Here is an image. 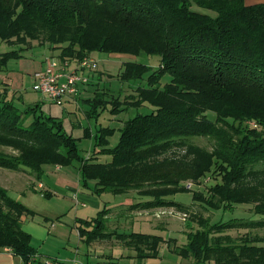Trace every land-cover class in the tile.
Listing matches in <instances>:
<instances>
[{
    "label": "trees",
    "instance_id": "trees-1",
    "mask_svg": "<svg viewBox=\"0 0 264 264\" xmlns=\"http://www.w3.org/2000/svg\"><path fill=\"white\" fill-rule=\"evenodd\" d=\"M39 39L62 47V61H81L92 52L156 55L159 64L153 72L138 63L126 66L128 76L146 78L147 86L136 101L147 102L152 109L126 120L113 148L107 146L114 129L98 130L94 147L111 158L100 163L94 158L96 150L86 159L77 156L75 140L59 121L35 115V110L29 120L30 113L0 99V144L12 143L19 151L18 157L0 156V167L13 171L26 167L39 179L42 165L65 166L78 158L81 179L93 180L96 194H131L140 199L100 210L95 225L82 222L79 236L86 243L111 237L100 222L111 212L186 209L168 198L190 191L191 183L210 174L213 183L206 192H193L194 201L214 210L253 204L260 218L208 226L207 219L193 215L202 230L188 234L185 254L192 252L197 261L214 254L208 259L212 264L222 263L224 254L228 264H264V237H244L235 244L223 235L227 229L264 228V3L0 0V42ZM22 50L2 54L0 67L19 58ZM238 98L247 100L237 103ZM250 121L260 132L248 125ZM195 137L211 139L212 151L190 143ZM177 149L183 152L176 155ZM30 213L0 187V251L19 257L21 264L40 260L22 229L21 218ZM115 234L126 240L136 259L145 258V249L156 256L162 241L160 236L138 232Z\"/></svg>",
    "mask_w": 264,
    "mask_h": 264
},
{
    "label": "rangeland",
    "instance_id": "rangeland-1",
    "mask_svg": "<svg viewBox=\"0 0 264 264\" xmlns=\"http://www.w3.org/2000/svg\"><path fill=\"white\" fill-rule=\"evenodd\" d=\"M244 3L250 6L264 3V0H244ZM193 10L198 9L193 6ZM20 49L23 50L20 51L19 58L9 59L0 67V99L12 102L20 111L30 113L29 120L33 117L32 110H35V115L59 121L62 130L75 140L77 156L80 159H86L96 150L94 158H97L98 162H109L110 156L101 154L102 151L99 153L100 148L94 147L98 130L114 129L108 138L107 146L113 148L119 140V129L125 121L138 114L149 113L152 109L147 102L139 104L136 101L137 94L147 86L146 78L133 79L126 73V66L129 63H138L149 67V72H153L159 64L156 55L100 52L88 54L82 60L93 61V68L79 69L77 72L88 79V84L82 91H80L82 85L76 86L77 92L78 90L80 92L75 106H66L67 101H63L59 106L46 101L39 93L33 91L32 87L33 74L43 70L48 60L62 61L59 58L62 47L50 46L42 39L21 44L0 42V56ZM78 62L80 61H71L67 69L74 70ZM164 82L161 81V86ZM245 100L247 99L238 98L235 102L241 103ZM93 106L96 108L95 113H92ZM208 116L214 118L213 113H208ZM254 123L250 121L248 125L260 132L261 128ZM189 142L209 152L212 151L213 142L209 138L195 137L190 138ZM182 152L181 149H177L176 155ZM0 156L18 157L19 151L12 143L0 144ZM77 159L65 166L42 165L39 179L34 171L26 167L16 171L0 167V187L5 189L12 199L33 212L25 215L22 229L30 235V244L40 258L36 264H42L43 261L50 264H212L214 261L208 259L215 258L214 254H210L207 260L200 256V261L194 259L192 252L189 255L185 254L188 234L202 230L198 223L192 220L193 215L207 219L208 226L235 218L252 220L260 218L254 214L253 204L233 205L225 210H214L194 201L193 192H206L207 186L213 183L208 174L200 182L191 183L190 191L168 198L185 205L186 209L160 207L111 212L100 222L104 232L112 233L113 236L111 234V237L105 240L86 243L79 236L82 222L90 221L95 225L94 220L100 210L118 208L140 199L131 194L109 192L96 194L93 180H87L86 183L82 181L79 174L80 163ZM207 181L209 183H206ZM38 185L42 188L37 189ZM116 232L156 235L160 236L162 241L158 245L156 256L151 257L152 252L145 249L142 251L145 258L136 259L133 249L125 244L126 240L116 239L118 238ZM223 235L229 236L235 244H240L241 238L244 237H264V228L227 229ZM225 244L227 242L222 241V245ZM221 258L224 261L220 264H228L227 255L224 254ZM18 259L16 257L15 260ZM20 261L22 262L21 259Z\"/></svg>",
    "mask_w": 264,
    "mask_h": 264
},
{
    "label": "built area",
    "instance_id": "built-area-1",
    "mask_svg": "<svg viewBox=\"0 0 264 264\" xmlns=\"http://www.w3.org/2000/svg\"><path fill=\"white\" fill-rule=\"evenodd\" d=\"M71 61H47L43 70L33 74V91L42 95L47 101L61 106L69 96H75L76 86L85 85L88 79L78 75L79 69L93 68L94 62L84 59L77 63L74 70L67 69ZM26 264H32L28 262ZM42 264H50L43 261Z\"/></svg>",
    "mask_w": 264,
    "mask_h": 264
},
{
    "label": "crops",
    "instance_id": "crops-1",
    "mask_svg": "<svg viewBox=\"0 0 264 264\" xmlns=\"http://www.w3.org/2000/svg\"><path fill=\"white\" fill-rule=\"evenodd\" d=\"M88 84V83H87ZM86 85V84H85ZM85 85H82L81 88H80V91L84 90V86ZM80 87V86H79ZM79 89V88H78ZM78 90L77 94L75 96H69L68 98H66L64 101H67L66 102V106L69 105V106H75L76 105V99H77V96L79 95V92ZM42 96V95H41ZM43 97V96H42ZM44 98V97H43ZM45 99V98H44ZM46 100V99H45ZM47 101V100H46ZM75 104V105H74ZM37 189L39 188H42L41 185H38V187L36 186ZM25 219V216L21 218V221L23 222ZM16 257L13 256L9 251H7L6 249L2 250L0 252V264H19L21 261L20 259H18V261L15 260ZM22 263V262H21Z\"/></svg>",
    "mask_w": 264,
    "mask_h": 264
}]
</instances>
